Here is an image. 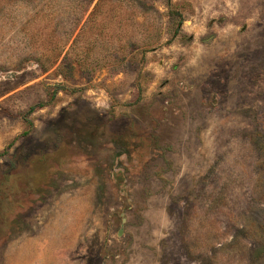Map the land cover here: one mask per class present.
<instances>
[{
  "label": "rangeland",
  "instance_id": "1",
  "mask_svg": "<svg viewBox=\"0 0 264 264\" xmlns=\"http://www.w3.org/2000/svg\"><path fill=\"white\" fill-rule=\"evenodd\" d=\"M0 264H264V0H0Z\"/></svg>",
  "mask_w": 264,
  "mask_h": 264
}]
</instances>
